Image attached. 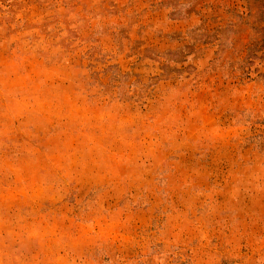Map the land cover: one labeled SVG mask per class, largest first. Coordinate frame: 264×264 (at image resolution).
I'll return each instance as SVG.
<instances>
[{
    "label": "rangeland",
    "instance_id": "374dc122",
    "mask_svg": "<svg viewBox=\"0 0 264 264\" xmlns=\"http://www.w3.org/2000/svg\"><path fill=\"white\" fill-rule=\"evenodd\" d=\"M0 264H264V0H0Z\"/></svg>",
    "mask_w": 264,
    "mask_h": 264
}]
</instances>
